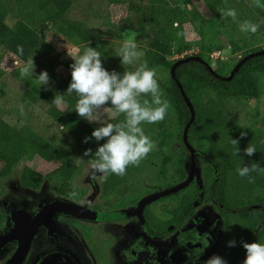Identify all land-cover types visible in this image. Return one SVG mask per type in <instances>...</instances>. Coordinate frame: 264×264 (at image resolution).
Here are the masks:
<instances>
[{"label":"rangeland","instance_id":"374dc122","mask_svg":"<svg viewBox=\"0 0 264 264\" xmlns=\"http://www.w3.org/2000/svg\"><path fill=\"white\" fill-rule=\"evenodd\" d=\"M3 1L1 0V2ZM122 1L123 4L121 5H109L107 0H72L73 9L69 18L87 26L95 40L84 46L59 51L58 59L63 61L66 58H74L78 53H84L87 48L91 47L100 53L102 66L110 73L115 70L123 75L125 71L134 72L143 66V51L150 39V34L146 32L147 26L143 22L146 16L145 11L152 5H161L162 1ZM192 1L195 4L200 3L198 0ZM7 2L12 3V6H16L18 3L23 4L22 0H7ZM129 4H132L131 6L137 10H128ZM260 4L264 5V0H260ZM139 7L142 11H139ZM231 8L237 12L235 20L231 17H221L218 10ZM188 10V6L184 5L182 1L174 8L169 5L167 7L166 13L170 15V21H173L172 27L169 28L171 48L170 55L167 57L168 60L176 62L190 56H201L204 62H209L213 72L217 71L229 76L240 59L247 54L264 49V7L256 6L252 0H221L213 14L202 13L205 19L203 27L199 22H190ZM17 20L18 18L15 17L6 23L11 26ZM159 21L163 23L165 17L157 18L158 23ZM245 21L258 24V31L255 34L241 32L240 25ZM41 28L44 29L45 27L41 26ZM128 30L138 33L136 37L137 51L141 52L142 55L132 64L122 65V58L116 56V52L122 46L124 33ZM231 43L238 47L237 52L231 50L229 47ZM18 44L19 41L13 36L0 37V118L14 128H20L24 125L31 127L40 142L49 145L51 150L62 153L60 155L71 158L77 169L73 178L74 184L88 192L89 197L86 198L88 202H98L96 198L101 192L100 179L105 173L96 172L92 167L95 161L88 160L87 156L82 153L77 144V138L82 133L65 113L66 111L76 112L75 105L77 102L72 106L62 103L57 107L55 104L49 105L43 100H27L24 95L25 90L29 88L27 78L35 82V75L43 71H47L49 74L48 60L50 58H34V77L21 76L16 62L19 61L20 67L26 62L20 60L17 51L13 52ZM109 51H112L115 57L110 55ZM56 70L65 74L60 65L56 66ZM152 71L156 73L155 79L162 93L161 99L169 102L165 91L161 88L169 78V71L161 68H155ZM255 76L260 86L258 99H217L213 94L203 96L204 102L214 98L213 106L217 110H221L229 120L232 132L243 130L250 133H264L262 126L264 124V73L255 74ZM44 87L53 92V81L50 79L49 85ZM141 105L143 106V104ZM150 105L156 107L152 103ZM103 107L104 109L96 112L93 117L94 122L98 125L112 123L114 116L107 105ZM77 116L81 118L78 113ZM63 120L67 122L66 126L63 125ZM140 126L156 147L140 161L138 166L133 165L129 178L118 191L117 208L119 210L125 208L131 197L145 199L156 193L182 185L186 180L181 181L176 175L180 157L185 158L186 179L193 173L192 181L182 188L185 190H183L181 197L190 187L196 186L199 191L198 198L201 196V200L197 206L189 210L191 212L186 219L182 222L180 220L168 234L165 236L152 235L148 241L150 248H146L144 251L146 254L141 255L143 258L135 261L134 264H172L168 258V253L178 244H182L178 236L184 232L195 236L206 234L205 240L209 239L207 248L200 247L201 244L199 243L183 242L189 253V258L195 254L194 259L186 264L204 263L212 256L217 255L223 241L224 224L219 216V206L203 190L201 174L204 163L201 154L199 152L195 154L192 162L188 157L189 151L182 148L179 137L180 128L175 123L171 104L163 121L155 124L144 122ZM86 136L81 138L85 139ZM76 158H80L79 164L76 163ZM256 163L260 167H264V161ZM25 165L45 177L59 167L60 160L57 158L42 159L37 154L30 160L26 158L19 160L12 175L7 179L0 180V213L4 216L8 214V210L5 208L6 203H12V209L30 207L33 209L41 202H47L56 197L54 190L58 186L59 180L53 176L45 177L36 190L25 189L21 186L19 175ZM193 166L194 170H192ZM175 193L164 196L163 200L157 198L149 204L151 213L162 222L173 220L170 210L178 207L180 199V196H174ZM37 201L38 203L35 204ZM129 220H133L134 238L137 239L143 233V218L135 216Z\"/></svg>","mask_w":264,"mask_h":264},{"label":"trees","instance_id":"16d2710c","mask_svg":"<svg viewBox=\"0 0 264 264\" xmlns=\"http://www.w3.org/2000/svg\"><path fill=\"white\" fill-rule=\"evenodd\" d=\"M161 1V5H152L145 11L146 16L143 22L147 26L146 32L150 34V39L143 51V66H146L148 70L166 69L170 74V67L174 61L168 60L167 57L170 55L171 48L169 28L172 27L173 21H170V15L166 13L168 5L174 8L182 1L189 8L187 14L190 22H199L203 27L205 19L202 13L213 14L221 0H198L199 4H195L192 0ZM22 3L23 6L20 3L12 6V3H8L7 0L3 2L0 0V37L13 36L19 41L18 45L23 46V56L16 53L23 62H27L30 57L33 59L36 57L50 58L48 60L49 77L54 84V91L50 92L44 86L27 78L29 88L25 90L24 95L29 101L43 100L52 105L55 95L59 93L63 95V103L72 106L77 102L78 97L74 92L68 95L66 91L72 79L70 66L74 63V59L66 58L60 61L58 59L59 51L87 45L93 42L95 37L87 26L69 18L73 9L72 0H22ZM107 3L121 5L123 1L107 0ZM131 5L129 4L128 10H137ZM139 11H142L140 7ZM15 17L18 20L11 26L8 25V20ZM159 17H165V21L158 23L157 18ZM41 26L45 28L42 29ZM229 47L232 51L237 52L238 47L234 43H231ZM15 51L17 48L13 52L15 53ZM109 53L115 57L112 51ZM82 54L78 53L74 58ZM199 57L201 58V56ZM206 63L209 64L208 61ZM59 65L65 74L56 70V66ZM262 73H264V55L248 60L229 81L223 80L227 76L217 71L211 73L195 61L180 65L175 69L176 79L194 109V120L188 128L186 139L188 144L201 154L204 163L201 174L203 190L220 208L219 216L224 224V235L217 255L227 261V264H243L247 253L242 242L264 244V175L252 173L255 180L249 182L247 177L242 178L236 172L237 166H250L253 162L264 161V143H261L264 140V133H250L243 130L232 132L229 120L221 110H217L213 106L214 98L204 102L203 96L213 94L217 99H258L260 86L255 74ZM161 88L169 99L175 123L180 128L179 137L182 148L188 151L182 140V132L190 118V111L170 75ZM138 99L141 104H144L145 100H148L149 104L152 103L151 94H142ZM106 105L114 115L111 121L113 124L124 121L125 115L114 114L110 101ZM65 113L82 133L77 138L80 150L85 153L86 150L91 149L92 155L87 158L90 161H96L98 158L95 156V152L99 146L107 142V138L101 141L91 138L85 143V139L81 137L86 135V137H91L92 132L102 125L79 118L74 111ZM62 123L64 126L67 124L66 120H63ZM262 126L264 127V124ZM241 132H246L247 135L241 138ZM232 139L240 140L241 156L234 157L232 155L235 150V146L231 143ZM249 143L256 146V153L251 157L244 154V149ZM35 154L42 159L57 158L60 160L59 167L45 177L58 178L57 192L70 195L73 189L69 180L77 172L75 162L69 157L60 155L62 153L51 150L49 145L40 142L31 127L24 125L14 128L0 118V180L7 179L12 175L19 160L23 158L30 160ZM184 165L185 158L180 157L176 175L181 181L186 179ZM132 167L133 165L128 166L123 177L109 172L103 185V192L108 194L111 188L121 186L129 177ZM216 168L217 174L215 175ZM45 177L25 165L20 172L19 181L25 189H37ZM183 190L185 189L174 194V196H180V199L178 207L170 210L173 220L185 207L195 202L199 195L196 186L190 187L181 197ZM163 199L164 197L160 198V200ZM138 200L134 198L130 203L134 204ZM190 212L183 215L181 222ZM144 218L151 230L155 232L165 230L172 223V221L162 222L156 219L148 211V208L144 212ZM178 237L182 244H178L168 253L172 264H186L194 259L195 254L191 258L188 257L183 242L199 243L200 247H204L206 241V234L195 236L184 232ZM233 240L236 241V244L234 247H230L229 242ZM200 264H205V262Z\"/></svg>","mask_w":264,"mask_h":264},{"label":"clouds","instance_id":"9594fccd","mask_svg":"<svg viewBox=\"0 0 264 264\" xmlns=\"http://www.w3.org/2000/svg\"><path fill=\"white\" fill-rule=\"evenodd\" d=\"M252 3L264 7L260 4V0H252ZM218 11L223 18L236 19L237 12L234 8ZM258 28V24L250 21H245L240 25V31L245 33L255 34ZM137 35L138 33L132 30L124 33V42L116 52V56L122 58V65H130L142 55L141 52L137 51ZM23 51V46L18 45L17 52L21 56H23ZM73 59L74 63L70 66L72 79L66 94L71 95L74 92L77 95L75 111L78 115L90 123L94 122V114L104 109L103 106L110 101L114 114H124L126 117L125 121L121 123L102 124L101 127L92 132L91 137H86L84 140L87 143L91 138H95L96 141L107 138V142L99 146L95 152L98 159L93 162L92 167L101 174L110 172L123 177L129 165L138 166L140 161L156 147L145 135L140 125L144 122L155 124L163 121L170 104L167 100L161 99L162 93L155 79L156 73L148 70L146 66H141L134 72L125 71L123 75L115 70L110 73L102 66L100 53L91 47ZM16 63L21 76L34 77L33 57H30L22 67H20L19 61ZM34 79L41 86H47L50 82L47 71L35 75ZM142 94H151L152 104L156 107H152L148 100H145L142 106L138 100ZM52 102L59 107L64 102L63 95L57 93ZM246 135V132H241V138ZM231 143L235 146L232 155L234 157L241 156L240 140L232 139ZM261 143H264V140ZM255 153L256 146L252 143H249L244 149V154L248 157ZM84 155H92V150H86ZM79 162L80 158H76V163L79 164ZM236 172L240 177H247L249 182H254L255 177L252 176V173L264 175V167L253 162L250 166H237ZM70 195L74 196L76 193L73 191ZM235 244V240L229 242L230 247H234ZM208 246L209 239L204 243L205 248ZM242 246L247 253L243 264H264V244L242 242ZM205 264H227V261L218 255H214Z\"/></svg>","mask_w":264,"mask_h":264},{"label":"flooded vegetation","instance_id":"af4514ba","mask_svg":"<svg viewBox=\"0 0 264 264\" xmlns=\"http://www.w3.org/2000/svg\"><path fill=\"white\" fill-rule=\"evenodd\" d=\"M188 157L191 160L190 153ZM107 175L108 173H105L100 179L101 192L96 198L98 202H88L86 199L89 197L88 192L74 184L73 176L69 180V184L76 193L74 196L60 194L57 192L56 187L54 190L55 198L47 202H41L33 209L31 207L12 209L13 204L6 203L5 208L8 210V214L4 216L0 213V264H8L16 255L20 246V239L12 235V230L15 228L14 214L20 213L24 218H33L44 207L55 201L74 204L84 211L80 213L56 211L47 215L41 225L34 231L23 259L17 264H47L52 258L59 261L57 263L51 262L52 264H134L135 261L143 258L142 256L146 254L145 249L150 248V242L148 243V241L152 235L159 236L172 225L177 217L172 220V223L165 230L155 232L151 230L144 218V212L147 208L151 212L149 209L150 203L144 207L140 215H130L122 218L104 215L125 213L135 208L139 201L143 199L139 198L136 203L131 204L130 201L134 199L131 197L127 201L128 205L119 210L117 208L118 191L126 181L121 186L111 188L110 192L105 194L103 185ZM37 203L38 201L35 202V204ZM91 213H97L96 219H94L95 215ZM135 216H141L144 221L142 225L143 233L137 239L134 238L133 220H129ZM154 217L158 219L155 215ZM185 252L189 257L187 248Z\"/></svg>","mask_w":264,"mask_h":264},{"label":"water","instance_id":"95a60500","mask_svg":"<svg viewBox=\"0 0 264 264\" xmlns=\"http://www.w3.org/2000/svg\"><path fill=\"white\" fill-rule=\"evenodd\" d=\"M264 55V49L263 50H259L257 52L251 53V54H247L246 56H244L242 59H240V61L236 64V66L233 68L232 72L230 73L229 76L224 77L223 80L225 81H229L240 69V67L246 63L248 60L254 58V57H258V56H263ZM198 62L200 65L204 66L207 70H209L211 73H214L209 64H207L206 62H204L201 58L197 57V56H190L187 58H183L180 60H177L176 62H174L172 64V66L170 67V76L171 79L176 83L181 96L184 100V102L186 103L189 111H190V118L188 120V122L186 123L184 129H183V133H182V140L183 143L185 145V147L187 148V150L190 153L191 156V161L194 158V154H198L197 151H195L187 142L186 136H187V132H188V128L190 126V124H192L193 120H194V109L193 106L191 104V102L189 101V99L187 98L181 84L177 81L176 76H175V69L183 64L189 63V62ZM193 162V161H192ZM192 170H194V166L192 167ZM217 174V168L215 170V175ZM192 177H193V173L190 174V176L188 177V179H186V181L182 184L179 185L175 188H172L170 190H166L163 192H159L156 193L148 198L143 199L142 201H140L138 203V205L133 208L132 210H128L125 213L122 214H104L106 216H110V217H126V216H130V215H140L144 209V207L146 205H148L149 203H151L153 200L157 199V198H162L164 196H167L171 193H175L178 192L180 189H182L183 187H185L186 185H188L191 181H192ZM201 200V196L193 203H191L190 205H188L187 207H185L182 212L177 216V218L175 219V221L172 223V225L170 227H168L164 232H162L161 234H159V236H164L166 234H168L180 221V219L182 218L183 214L188 212L189 210L193 209L195 206H197L199 204ZM56 211H75L77 213L83 212L84 210L81 209L80 207L75 206L74 204H70L67 202H63V201H55L52 202L51 204L47 205L46 207L43 208L42 211H40L36 216H34L33 218L30 217H23L22 214L20 213H15L14 214V222H15V228L12 230V235L19 238L20 239V246L17 250L16 255L14 256V258L8 263V264H17L20 263V261L23 259V256L25 255V252L27 250V247L29 245V241L32 237V235L34 234V231H36V229L41 225L43 219L47 216L50 215ZM92 215H95L94 219H96V215L97 213H91ZM103 215V216H104ZM98 216V215H97ZM57 263L59 262L58 260L52 258L50 259L47 264H52V263Z\"/></svg>","mask_w":264,"mask_h":264}]
</instances>
